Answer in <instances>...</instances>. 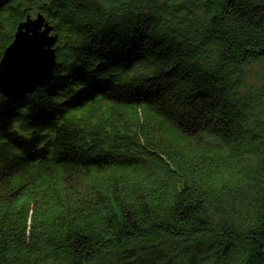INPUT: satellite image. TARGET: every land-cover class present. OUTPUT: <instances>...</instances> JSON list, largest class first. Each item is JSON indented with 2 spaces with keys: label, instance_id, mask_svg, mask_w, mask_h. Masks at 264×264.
I'll use <instances>...</instances> for the list:
<instances>
[{
  "label": "trees",
  "instance_id": "1",
  "mask_svg": "<svg viewBox=\"0 0 264 264\" xmlns=\"http://www.w3.org/2000/svg\"><path fill=\"white\" fill-rule=\"evenodd\" d=\"M37 12L56 62L0 88V264H264V0H0V62Z\"/></svg>",
  "mask_w": 264,
  "mask_h": 264
},
{
  "label": "water",
  "instance_id": "2",
  "mask_svg": "<svg viewBox=\"0 0 264 264\" xmlns=\"http://www.w3.org/2000/svg\"><path fill=\"white\" fill-rule=\"evenodd\" d=\"M53 26L45 20L41 12L28 15L19 23L11 44L5 49L0 62L1 92L14 98L32 92L38 85L47 81L55 65V40L57 33L50 32ZM50 32V35H48ZM42 36V48L33 50L25 64L17 55L30 37Z\"/></svg>",
  "mask_w": 264,
  "mask_h": 264
},
{
  "label": "snow or ice",
  "instance_id": "3",
  "mask_svg": "<svg viewBox=\"0 0 264 264\" xmlns=\"http://www.w3.org/2000/svg\"><path fill=\"white\" fill-rule=\"evenodd\" d=\"M42 36H34L30 37L28 41L21 47L20 51L18 52V56L22 62L27 64L30 59V54L33 50H39L42 48Z\"/></svg>",
  "mask_w": 264,
  "mask_h": 264
},
{
  "label": "rangeland",
  "instance_id": "4",
  "mask_svg": "<svg viewBox=\"0 0 264 264\" xmlns=\"http://www.w3.org/2000/svg\"><path fill=\"white\" fill-rule=\"evenodd\" d=\"M29 7L31 8L32 7V5H29ZM45 16V15H44ZM45 20H47V18L45 17ZM47 21H50V20H47ZM52 34L51 35H53V30H51L50 31ZM50 32H49V34L48 35H50ZM55 42H56V40H55ZM54 46V45H53Z\"/></svg>",
  "mask_w": 264,
  "mask_h": 264
}]
</instances>
